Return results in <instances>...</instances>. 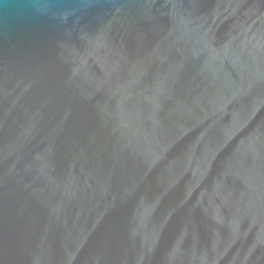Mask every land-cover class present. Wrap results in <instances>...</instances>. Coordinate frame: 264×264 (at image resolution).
Segmentation results:
<instances>
[{
  "label": "water",
  "instance_id": "obj_1",
  "mask_svg": "<svg viewBox=\"0 0 264 264\" xmlns=\"http://www.w3.org/2000/svg\"><path fill=\"white\" fill-rule=\"evenodd\" d=\"M0 264H264V0H0Z\"/></svg>",
  "mask_w": 264,
  "mask_h": 264
}]
</instances>
